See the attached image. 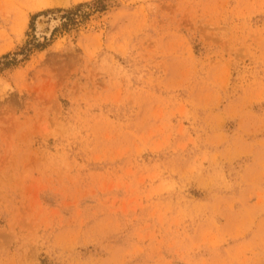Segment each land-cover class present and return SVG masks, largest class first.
<instances>
[{
	"label": "rangeland",
	"instance_id": "374dc122",
	"mask_svg": "<svg viewBox=\"0 0 264 264\" xmlns=\"http://www.w3.org/2000/svg\"><path fill=\"white\" fill-rule=\"evenodd\" d=\"M2 62L0 264H264V0H0Z\"/></svg>",
	"mask_w": 264,
	"mask_h": 264
},
{
	"label": "trees",
	"instance_id": "16d2710c",
	"mask_svg": "<svg viewBox=\"0 0 264 264\" xmlns=\"http://www.w3.org/2000/svg\"><path fill=\"white\" fill-rule=\"evenodd\" d=\"M68 13H69V12H68ZM68 13H67V14H68ZM63 18H64V17H63ZM62 26H63V27H64V26L66 27V26H67V24H62ZM34 40H35V38H34V39L32 40V42H30L29 44H31V43H32V44H33V46H34V43H33V41H34ZM29 44H28V45H29ZM34 47H35V46H34ZM2 65H3V66H2V67H0V70H2V68H6V67H8V66H9V63H8V62H2Z\"/></svg>",
	"mask_w": 264,
	"mask_h": 264
},
{
	"label": "bare ground",
	"instance_id": "6f19581e",
	"mask_svg": "<svg viewBox=\"0 0 264 264\" xmlns=\"http://www.w3.org/2000/svg\"><path fill=\"white\" fill-rule=\"evenodd\" d=\"M47 21V20H46ZM41 22V21H40ZM52 22V21H51ZM38 24V23H37ZM45 24H47V23H45ZM45 24H43V23H39L38 24V28L40 29V30H44L45 28H46V26H45ZM50 29H51V26H50ZM50 29H48V30H50ZM46 31V30H45ZM44 32V31H43ZM42 33V32H41ZM47 33V32H46Z\"/></svg>",
	"mask_w": 264,
	"mask_h": 264
},
{
	"label": "water",
	"instance_id": "95a60500",
	"mask_svg": "<svg viewBox=\"0 0 264 264\" xmlns=\"http://www.w3.org/2000/svg\"><path fill=\"white\" fill-rule=\"evenodd\" d=\"M45 32V31H44Z\"/></svg>",
	"mask_w": 264,
	"mask_h": 264
}]
</instances>
